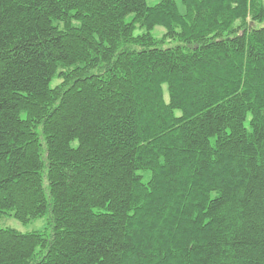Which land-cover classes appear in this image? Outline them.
I'll use <instances>...</instances> for the list:
<instances>
[{
  "label": "trees",
  "instance_id": "1",
  "mask_svg": "<svg viewBox=\"0 0 264 264\" xmlns=\"http://www.w3.org/2000/svg\"><path fill=\"white\" fill-rule=\"evenodd\" d=\"M181 4L0 0V264H264V4Z\"/></svg>",
  "mask_w": 264,
  "mask_h": 264
},
{
  "label": "rangeland",
  "instance_id": "2",
  "mask_svg": "<svg viewBox=\"0 0 264 264\" xmlns=\"http://www.w3.org/2000/svg\"><path fill=\"white\" fill-rule=\"evenodd\" d=\"M160 0H146V3L148 5H154L156 3H158ZM176 3L178 4V6L182 9V4H181V0H175ZM263 4H264V0H262ZM256 27H259V24H255ZM143 31V29L139 28V26H136V29L134 31L135 35L140 34ZM152 35L154 38H156L157 41H159L162 46H167V45H172L174 42L173 41H168L169 39H166L164 37L165 34V30L163 27L161 26H156L153 28V30L151 31ZM60 79H54L52 82V85H56L58 83H60ZM164 94H165V98H167V89L166 86L164 85ZM51 214L48 211L45 215H43L42 217H38L36 219H32L26 223H22L20 221H18L17 219H15L12 216V213H7L4 214L0 217V229H14L17 230L21 233H27V232H43L45 234H49L50 231V222H51ZM43 250L38 249L37 250V255H36V259H39L42 254H43Z\"/></svg>",
  "mask_w": 264,
  "mask_h": 264
}]
</instances>
